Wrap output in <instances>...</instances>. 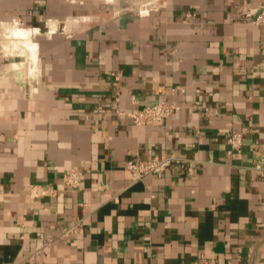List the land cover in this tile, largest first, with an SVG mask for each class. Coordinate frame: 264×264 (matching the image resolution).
I'll return each mask as SVG.
<instances>
[{
    "label": "crops",
    "instance_id": "1",
    "mask_svg": "<svg viewBox=\"0 0 264 264\" xmlns=\"http://www.w3.org/2000/svg\"><path fill=\"white\" fill-rule=\"evenodd\" d=\"M262 13L264 0H0V264H264ZM14 22L36 60L4 50ZM161 100L179 107L162 126L121 114ZM153 157L178 162L134 182L126 164Z\"/></svg>",
    "mask_w": 264,
    "mask_h": 264
},
{
    "label": "built area",
    "instance_id": "2",
    "mask_svg": "<svg viewBox=\"0 0 264 264\" xmlns=\"http://www.w3.org/2000/svg\"><path fill=\"white\" fill-rule=\"evenodd\" d=\"M256 22L258 24L264 23V13L258 16ZM14 25L23 28L21 22H14ZM55 30H57V24H54L53 31ZM178 109L179 107L177 105L170 104L165 100H161L143 109H136L127 114H121L128 116L136 126L159 127L162 126L171 115L178 111ZM228 144L230 146L229 154L240 153L243 148L242 136L238 133L232 134L228 138ZM176 162L178 161H175L173 157H153L148 161H129L126 164V170L131 174V178L135 182L150 175L160 174L170 168ZM255 169L259 170L264 175V159L257 162ZM62 179L63 183L69 190L76 191L83 187L85 175L77 170L72 169L66 171ZM31 190L36 196L45 192L41 186H36ZM71 231L72 227L63 230L61 235L68 236Z\"/></svg>",
    "mask_w": 264,
    "mask_h": 264
},
{
    "label": "bare ground",
    "instance_id": "3",
    "mask_svg": "<svg viewBox=\"0 0 264 264\" xmlns=\"http://www.w3.org/2000/svg\"><path fill=\"white\" fill-rule=\"evenodd\" d=\"M7 32L8 33H6V35L4 37H7V38H11L12 37V38L16 39L17 42L20 43L21 45L26 46L27 47L26 49L29 51V53H31L30 54L31 58L33 60H36V57H37V45L33 42L32 34L30 33L29 30L17 27V28H11ZM3 48L10 55H14L15 56V55H18L16 53H19V51L16 52L17 51L16 49H18V47L16 45L3 43ZM14 66H18V65L15 64ZM35 69H36V67H35ZM31 70H34V69L31 68Z\"/></svg>",
    "mask_w": 264,
    "mask_h": 264
},
{
    "label": "rangeland",
    "instance_id": "4",
    "mask_svg": "<svg viewBox=\"0 0 264 264\" xmlns=\"http://www.w3.org/2000/svg\"><path fill=\"white\" fill-rule=\"evenodd\" d=\"M21 28H22V27H21ZM23 29H24V28H23ZM30 33H31V32H30ZM11 39H13V41L15 42V44H13V45H16V46L18 47V49H16L17 51L15 50L16 52H18V51H19V52H20V51L22 52L23 49L26 50V51H28V50L26 49V48H27L26 46L21 45L20 43L17 42L16 39H14V38H12V37H11ZM28 53H29V51H28ZM17 54H19V53H17ZM29 54H31V53H29ZM30 56H31V55H30ZM23 61H25L24 58H23ZM17 65H18V66H14V67H15V68H18V69H20V70H22V69L25 70L26 67H27V66H24L23 64H20V65L17 64ZM32 71H33V70H31V73H32ZM21 74H22V76L24 75V73H21Z\"/></svg>",
    "mask_w": 264,
    "mask_h": 264
}]
</instances>
